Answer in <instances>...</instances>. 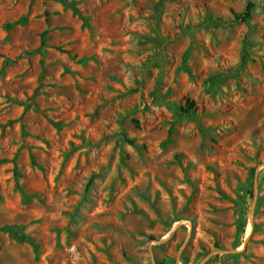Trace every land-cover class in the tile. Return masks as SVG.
<instances>
[{
    "label": "rangeland",
    "instance_id": "rangeland-1",
    "mask_svg": "<svg viewBox=\"0 0 264 264\" xmlns=\"http://www.w3.org/2000/svg\"><path fill=\"white\" fill-rule=\"evenodd\" d=\"M0 264H264V0H0Z\"/></svg>",
    "mask_w": 264,
    "mask_h": 264
},
{
    "label": "trees",
    "instance_id": "trees-1",
    "mask_svg": "<svg viewBox=\"0 0 264 264\" xmlns=\"http://www.w3.org/2000/svg\"><path fill=\"white\" fill-rule=\"evenodd\" d=\"M161 4H163V0H161ZM252 8H253V4H251V3H249L246 6L244 13L241 15L242 21H246L250 17ZM242 62H244V60H242ZM179 112H180V116L184 117V118H190V119H195V120H197V118H198L197 114H196L195 105L188 98L185 99L184 105L182 108L179 109ZM125 141H126V143H128L129 145L134 147V141L133 140L126 138ZM94 177L95 176H92L90 178V180L87 184V187L91 186Z\"/></svg>",
    "mask_w": 264,
    "mask_h": 264
}]
</instances>
